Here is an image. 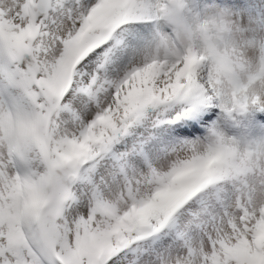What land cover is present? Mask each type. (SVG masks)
<instances>
[{
  "label": "snow or ice",
  "instance_id": "snow-or-ice-1",
  "mask_svg": "<svg viewBox=\"0 0 264 264\" xmlns=\"http://www.w3.org/2000/svg\"><path fill=\"white\" fill-rule=\"evenodd\" d=\"M0 264H264V0H0Z\"/></svg>",
  "mask_w": 264,
  "mask_h": 264
},
{
  "label": "rangeland",
  "instance_id": "rangeland-1",
  "mask_svg": "<svg viewBox=\"0 0 264 264\" xmlns=\"http://www.w3.org/2000/svg\"><path fill=\"white\" fill-rule=\"evenodd\" d=\"M254 2H255V3H260V2H261V0H254Z\"/></svg>",
  "mask_w": 264,
  "mask_h": 264
}]
</instances>
